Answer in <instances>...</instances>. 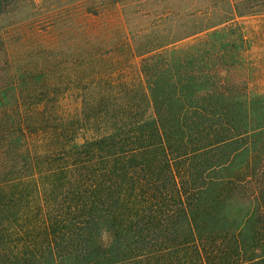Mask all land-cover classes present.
<instances>
[{
  "label": "trees",
  "instance_id": "16d2710c",
  "mask_svg": "<svg viewBox=\"0 0 264 264\" xmlns=\"http://www.w3.org/2000/svg\"><path fill=\"white\" fill-rule=\"evenodd\" d=\"M229 4L138 31L141 49L89 16L21 46L0 86V264H264V93L229 77L249 40Z\"/></svg>",
  "mask_w": 264,
  "mask_h": 264
},
{
  "label": "rangeland",
  "instance_id": "374dc122",
  "mask_svg": "<svg viewBox=\"0 0 264 264\" xmlns=\"http://www.w3.org/2000/svg\"><path fill=\"white\" fill-rule=\"evenodd\" d=\"M2 0L0 12V86L8 83L15 68V58L21 46L41 47L54 32L62 33L77 27L81 17L89 16L101 22V27L110 33L122 29L130 33L129 39L135 48L144 47L148 39H139L142 34H176L190 29L194 18L207 19L229 15V0ZM242 15L238 19L245 26L249 37L243 52V60L232 68V82L246 85L250 93H264V3L262 0H232ZM127 6V16L123 5ZM103 5V6H102ZM99 11L88 14L87 8ZM229 12H226V10ZM129 16V23L126 18ZM69 19V20H68ZM55 21V23H53ZM58 21V29L52 26ZM124 27V28H123ZM136 35V36H134ZM147 36V35H146ZM27 40V41H26ZM187 38L184 41H190ZM26 41V42H24ZM43 49V48H42ZM44 50V49H43ZM44 54V53H43ZM32 58L36 61V53ZM45 55V54H44ZM43 56V55H42ZM73 109L74 106L70 105Z\"/></svg>",
  "mask_w": 264,
  "mask_h": 264
}]
</instances>
